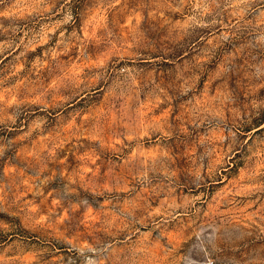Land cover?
Segmentation results:
<instances>
[{
    "label": "rangeland",
    "instance_id": "1",
    "mask_svg": "<svg viewBox=\"0 0 264 264\" xmlns=\"http://www.w3.org/2000/svg\"><path fill=\"white\" fill-rule=\"evenodd\" d=\"M0 264H264V0H0Z\"/></svg>",
    "mask_w": 264,
    "mask_h": 264
}]
</instances>
